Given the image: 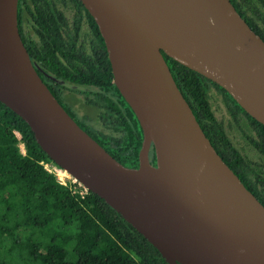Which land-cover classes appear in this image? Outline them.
Returning a JSON list of instances; mask_svg holds the SVG:
<instances>
[{
  "label": "water",
  "instance_id": "1",
  "mask_svg": "<svg viewBox=\"0 0 264 264\" xmlns=\"http://www.w3.org/2000/svg\"><path fill=\"white\" fill-rule=\"evenodd\" d=\"M80 1L138 120V167L113 157L42 80L19 32L18 0H0V101L168 264H264V205L215 150L164 58L218 84L264 125V40L230 0Z\"/></svg>",
  "mask_w": 264,
  "mask_h": 264
},
{
  "label": "trees",
  "instance_id": "2",
  "mask_svg": "<svg viewBox=\"0 0 264 264\" xmlns=\"http://www.w3.org/2000/svg\"><path fill=\"white\" fill-rule=\"evenodd\" d=\"M230 1L264 40V0ZM83 12L86 29L80 22ZM17 20L32 64L48 88L52 75L83 87L91 109L86 115L95 125L80 119V126L118 160L119 150L136 158L142 137L138 120L112 81L103 38L81 1L18 0ZM164 58L215 150L264 205V125L218 84ZM218 101L227 121L218 117ZM45 164L59 167L28 124L0 101V264H168L101 197L81 193L77 182L62 184Z\"/></svg>",
  "mask_w": 264,
  "mask_h": 264
},
{
  "label": "flooded vegetation",
  "instance_id": "3",
  "mask_svg": "<svg viewBox=\"0 0 264 264\" xmlns=\"http://www.w3.org/2000/svg\"><path fill=\"white\" fill-rule=\"evenodd\" d=\"M65 9L66 11L68 10V7L65 6ZM80 22H81V26L82 28L86 29V27L88 26V21H87V17L86 15L84 14V12L82 13V15L80 16ZM41 77V76H40ZM43 80V79H42ZM44 81V80H43ZM49 84H50V89L53 93L55 94H58L60 99H65L67 100L68 99V106L64 105L62 103V100H58L61 105L67 109L69 108V110H71L72 112L74 111V116H70L78 123V121H80V119L84 120L86 124H88V126H94L95 123L92 122V120L89 118L88 115H86V111H90L91 112V109H89L88 105L86 104L87 103V100L86 98L82 95L80 89L83 88L81 86H76V85H69L67 83H62L60 82L54 75H52L50 78H49ZM46 84V83H45ZM57 84H61L63 86H70L72 89L76 88L78 89L79 91L75 90V91H71V90H68V89H62L60 87L57 86ZM67 93V94H66ZM54 95V94H53ZM69 97V98H68ZM78 97H82L83 98V105L84 107L86 108L84 110V113L80 114L79 111H77L74 107H72V104L78 99ZM76 98V99H75ZM67 111V110H66ZM68 112V111H67ZM83 121V123H84ZM81 122V121H80ZM79 124V123H78ZM80 125V124H79ZM85 130V129H84ZM142 133V132H141ZM141 144H142V137H141V142H140V146H139V149H138V153H139V150H140V147H141ZM104 147V146H103ZM105 148V147H104ZM106 149V148H105ZM107 150V149H106ZM109 152V150H107ZM110 153V152H109ZM138 153H137V157L136 158H132L131 156H129L128 154H124L122 150H119V151H116V155L121 159V160H117L119 162H121L123 165L127 166V167H132V168H135V167H138V164H139V161H138ZM111 154V153H110ZM112 155V154H111ZM113 156V155H112ZM114 157V156H113ZM149 160H150V163L155 165V154H154V147L153 145L151 144L150 146V149H149Z\"/></svg>",
  "mask_w": 264,
  "mask_h": 264
},
{
  "label": "rangeland",
  "instance_id": "4",
  "mask_svg": "<svg viewBox=\"0 0 264 264\" xmlns=\"http://www.w3.org/2000/svg\"><path fill=\"white\" fill-rule=\"evenodd\" d=\"M73 87V86H72ZM67 94V93H66ZM215 96H217V95H215ZM219 97V96H218ZM69 98V97H68ZM76 99V98H75ZM62 100V103L64 104V105H66V106H68L67 104H68V99L67 100H65L64 98L63 99H61ZM218 100V99H217ZM219 102V101H218ZM218 105H219V108L218 109H221V110H218V112H217V114H218V117L219 118H223V119H225V121H227V118H228V115L226 114V113H224L223 112V110H222V107H221V103L219 102L218 103ZM72 107H74L77 111H79V113L80 114H82V113H84V110L86 109L85 107H84V105H83V98L82 97H78V99L72 104ZM235 132V131H234ZM239 139V138H238ZM240 140V139H239ZM22 149H23V147H22ZM57 168V172L58 173H60V176H65V173L63 174V170L62 171H60V169H59V167H56ZM66 172V171H65ZM66 174L68 175V173L66 172ZM67 180H69V179H67Z\"/></svg>",
  "mask_w": 264,
  "mask_h": 264
},
{
  "label": "built area",
  "instance_id": "5",
  "mask_svg": "<svg viewBox=\"0 0 264 264\" xmlns=\"http://www.w3.org/2000/svg\"><path fill=\"white\" fill-rule=\"evenodd\" d=\"M15 134H16V136L20 139V134H19L17 131L15 132ZM45 168H46L48 171L55 173L56 176H57V179H58L59 182H61L62 184H67L68 181H71L72 183L77 182L78 185L82 187V191H80L81 193L87 191V189H86L84 186H82L77 180H75V179L72 178L71 176L67 175L66 172H65L64 170H63V171H64L63 174L65 173V176H60V173L57 172V168H56V166H53V165H50V164H45ZM59 169H60V171H62L61 168H59ZM67 179H69V180H67Z\"/></svg>",
  "mask_w": 264,
  "mask_h": 264
}]
</instances>
